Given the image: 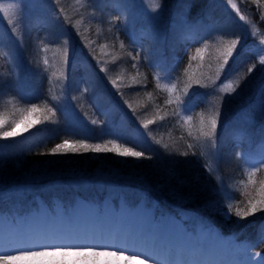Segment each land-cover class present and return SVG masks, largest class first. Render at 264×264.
<instances>
[{
  "label": "rangeland",
  "instance_id": "374dc122",
  "mask_svg": "<svg viewBox=\"0 0 264 264\" xmlns=\"http://www.w3.org/2000/svg\"><path fill=\"white\" fill-rule=\"evenodd\" d=\"M232 3L236 4V8H233L228 3V0H0V54L3 56L5 55L6 64L11 65V69H13V77L9 85L11 88H16L21 97L27 100H33L37 92L36 86L41 81L40 75H42L44 71L41 64L47 60L52 67V69L48 68L49 76L52 80L57 77V74H61L59 71L63 72V80L59 84V87H61L65 78L64 74L67 73L72 58L81 56V54L76 51L77 48H75V46L77 44L73 45L72 35L61 26L58 16L65 20L67 27L73 33L74 37L78 32L83 35L84 31H86L89 26L92 27L93 33L89 34V32L85 35L84 40L87 39L91 42L93 40L95 42V37L98 41L103 39V37L102 39L98 38L101 37L102 32L100 23L106 15L110 16L108 7H112L114 11L122 15L124 21L126 20V23L131 27L130 35L134 42H140L142 39L141 33L148 36V42L151 44L149 48L150 64L152 67L156 65L155 73L160 77L166 75L172 65H174V55L177 53L184 35H191L192 38L199 40L197 42L199 43L207 33L212 32L210 38L213 40H211V42L201 43L203 59L200 57L197 59L196 68H200V72L198 77L195 78L201 80L200 84H196V88L205 89L208 94H211L212 106L207 113L206 122L211 115L216 113L218 124L220 118L223 116L225 104L228 106L233 98L240 100L243 95L244 100H247L245 106L255 111L257 110L255 109L256 102L259 100L256 98L259 97L261 100H264V65L259 64V55L256 53L254 46L264 41V0H259V3H257L256 0H232ZM3 9H7V12L3 11ZM241 16L244 17L243 20L240 19ZM37 17L42 18V20L47 23V29L49 28L52 33L53 40L58 41L62 46L59 49H55L54 47H42L43 49H39L40 52L43 50L41 53V57L43 58L40 60L41 64L39 58H35L37 67L34 68L31 67L28 54L26 56L20 52V50L25 32L28 30V27L34 29L31 21ZM218 20L222 21L223 28L226 29L225 31H228L227 33H233L228 35L233 36L229 40L238 39L244 44L239 54H234L235 61L223 74H221L222 71L219 70V65L217 63V49L227 42L217 39L218 34L214 30L215 23ZM82 25L83 32L78 31L79 27ZM248 37L250 40L245 43ZM86 44L89 47L87 49L90 50L88 51L90 56L97 58L95 60L96 63L102 65L101 72H106V70L109 72L110 70L109 73H104V76H106L107 80L110 82L116 81L115 84L111 82L115 86L114 90L121 89V86L125 83L121 81V74H123L124 71L119 67V64H122V62L118 64V62H115V59L112 60V57H108L106 43H101L100 53H98L97 49H93L94 47H92L93 45L91 43L87 42ZM238 47H240L239 44ZM46 49H48L49 52L45 53L44 51ZM239 58H247V60H244L246 62L244 65L245 67L250 65L249 67H252L251 72L247 71L248 68L245 69L244 73L243 71L241 72L243 69L238 68L239 62H237ZM20 59L25 60L23 63L26 66L27 72H29L28 76H26L25 73L23 74L19 68L22 63L19 61ZM117 61L120 62L121 59ZM247 63H249V65H247ZM254 64L255 67H253ZM38 68L40 69L39 72ZM218 72L224 79H221L220 75L219 77L217 76ZM4 76L5 74H0L2 78L0 89L2 90L7 89V79L4 78ZM86 77H88V79L90 78L89 72L86 74ZM227 83H232L236 88V92L230 94L220 92V87ZM109 93V99L105 100L102 98L103 92L99 95V98L94 99L95 108L104 114L105 120L103 122H97L90 118L92 120L87 123L71 109V102L59 95H52L51 97L57 105L53 111L57 112L59 108L60 114H58V116L61 119L60 121L70 129L78 131L79 133L87 135H93V133H114L117 137L129 140V142L138 145V147H148L150 143L155 144L162 152L164 144L155 138V133L152 130L147 128H134L129 126L125 120H121L119 109L117 108V106L120 105L118 97L115 95V99H110L114 91L111 90ZM189 94L190 92H186L182 95L185 97L181 103L182 108L179 106L177 109H191L193 107L197 97L196 95ZM198 98H203V94H199ZM24 107L25 106L22 105L19 106L17 102L10 99H0V114L7 113L10 118L15 114H19L18 110ZM260 111L264 113V105L260 108ZM52 118L46 121L41 119L39 124H34L27 132H21L17 137L7 139L0 138V153H2L4 157L3 161L0 162V214H2L0 215V218L2 217L0 221H5L7 224L11 223L15 226V229H17L18 225L16 222L28 218L27 216H23L27 215L29 211L33 209V207L31 208V202L33 203L34 199L38 207H42V203L37 197H31V193L37 190L36 188L38 186H42V189L46 191V193L49 192L47 197H49L52 192L62 196L58 198L54 196L49 202L50 205L60 210L64 205L79 199L76 195L80 191L96 202H98L96 198H100L102 202H113L117 200L118 203H121V198L119 196L122 193H124L126 197H135L141 191L137 189L138 186H144L143 184L148 185L141 176L138 177L139 175L120 176L118 173H115V164L117 165L120 163V165L125 167L128 160H126L127 158L125 157H119L112 153L88 152V157L90 156V159H96L95 163L96 166H98L94 171L97 172V174L93 173V175L99 177L101 182H106L105 188L100 186V182H93L82 175L68 173V171H66L67 168L60 166V164L70 160L72 158L71 156H78L72 153L52 154L49 159H44L46 164H41L43 166L35 163L21 165L22 163H19L22 160L20 156L31 151L35 145L39 144V141L42 142L47 138L46 135L53 133L58 128L57 118L55 116ZM244 118L245 117H242V119ZM142 120L146 121L148 119L143 118ZM205 129L207 130L206 126L205 128L204 126L200 127L201 131ZM228 129L229 131H233V125H230ZM201 135V139L203 143H205L204 149L207 152L206 156L208 159L213 160L210 154L215 153L216 160H213L214 162H216L222 154H226L228 160H237V156H233L229 151L225 153L223 150L226 144L224 137H219V149H216L213 147L211 148V145L213 142L216 143V140L213 141L211 137H206L203 133H201ZM263 142L264 136L253 139L250 142V149L241 151L242 155L239 156L240 160L245 163L246 159L249 163H254L252 158H259L264 151H255L254 148L251 150V147L252 145ZM76 159L85 161L83 156H81L80 159ZM185 159H187L186 155L183 153L179 155L177 152L173 158L167 159V162L169 161V164L175 161H185ZM192 159V156L189 157L187 160L188 163H186L187 166H193ZM159 162H162V167H166L163 156ZM227 163L228 166H231L229 162ZM249 163L245 164L252 167ZM178 171L179 169H175L172 174H168L167 178L165 177L164 179L166 188L163 189V192L171 197L175 195V198H177L178 195L187 196L191 193L190 189H183L185 184L181 183L183 180L179 178L181 172ZM118 181H122L127 186L125 188L118 186L115 184ZM104 182H102L101 185H103ZM149 184L152 185L151 181ZM135 185H137V187ZM251 185L252 186L248 184L250 187L248 198L258 195L260 182L255 180ZM73 189H77L79 192H74L72 191ZM198 203L199 199L195 196L192 201L190 200V205L185 208L187 209V213L194 217L196 213H192L191 211L193 208V211H195V207ZM22 204H27L29 209L26 210L25 208L21 211L20 207ZM150 204L157 205L156 208H159V204L156 202ZM208 205L204 207V209L208 210ZM17 207L20 209L19 211L16 210ZM201 207H203V205H201ZM126 208L129 209L127 206ZM165 208L170 211L168 206ZM45 209H47V207ZM261 215H264V211L257 212L250 216L253 218L255 217V219L250 220L254 222L252 232L255 236L264 235V219L257 220V217ZM193 217L189 218V220H192ZM162 218L163 217H161V219ZM204 219L197 220L199 222H205L206 219ZM206 221L209 223L211 220L208 219ZM249 224L250 222L247 223V225ZM210 225L216 228L215 225ZM210 228L213 229V227ZM242 229H245L244 226ZM229 234L235 236L233 232ZM237 243L243 251L248 253L251 251L247 245L248 242L243 240ZM20 248H22L21 244L8 242L2 246L0 252L14 255L15 250ZM261 255L263 254H258L257 256L259 257ZM9 264H39V262L34 260H16L9 262Z\"/></svg>",
  "mask_w": 264,
  "mask_h": 264
},
{
  "label": "trees",
  "instance_id": "16d2710c",
  "mask_svg": "<svg viewBox=\"0 0 264 264\" xmlns=\"http://www.w3.org/2000/svg\"><path fill=\"white\" fill-rule=\"evenodd\" d=\"M108 8L110 16L106 15L100 23L102 32L101 37L98 38L102 39L103 37V39L98 41L95 37V42L93 40L92 42L87 39L84 40L85 35L89 32V34L93 33L92 27L89 26L88 29L84 31L83 35L78 32L74 37L73 33L67 27L65 20L58 16L61 26L72 35L73 45L77 44L75 46V48H77L76 51L81 54V56L72 58L68 66V71L64 74L65 78L61 87H59V84L63 80V72L59 71L61 74H57V77L52 80L48 71V68L52 69L51 64L49 62L47 64H41L40 60L43 58L41 57L43 50L40 52L39 49H43L42 47H54L55 49H59L62 45L58 41L53 40V35L49 28L47 29V23L43 21L42 18L37 17L33 19L31 24H33L34 29L28 27L23 37L20 52L26 56L28 54L31 67H37L35 58H39L40 64L43 67L44 73L42 72V75H40L41 81L36 86L37 95L33 97V100H27L21 97L16 88L10 87L9 83L13 77V69H11V65L6 64L5 55L3 56L0 54V72L2 71L1 73L5 74L4 78L7 79V89H0V99H10L17 102L19 106H25L24 108L36 104L42 109L47 106L55 110L57 105L51 97L52 95H59L68 99L72 104L71 109L87 123L92 119L97 122H103L105 120L104 114L95 108L94 99L99 98L102 92L104 94H102V98L105 100L109 99V92L113 90L114 93L111 95L110 99H115V95L118 97L120 105H118L117 108L119 109L121 120H125L129 126L138 129L144 128L145 122L151 120L153 123L149 124L147 129L152 130L155 133V138L163 142L164 149L161 152L155 144L150 142L148 147H138V145L128 140L117 137L114 133H93V135L79 133L78 131L70 129L60 121L61 119L58 116V114H60V109L58 108L57 112L53 111L52 114L57 118L58 128L53 133L46 135L47 138L42 142L39 141L40 143L35 145L31 151L20 156L22 160L19 163H22L21 165H29L31 163L40 165L46 164L44 159H49L52 156L49 150L56 144L62 143L65 139L70 143L78 139H84L88 143H105L108 140H115L117 143L133 147V150L143 151L145 153V157L140 159L127 157L126 160H128V162L125 167L119 163L117 165L115 164L116 168L114 169L115 173H118L120 176L139 175L138 177L141 176L148 184H143L144 186L138 187L135 185L138 190H141L140 193L138 192L139 194H137V197H135L136 200L139 198H147L149 202L155 201L163 207L168 206L170 209L173 208L172 210L180 216H186L188 213L185 208L190 205V200L192 201L195 196H197L199 199L198 204L200 205L197 204L195 211H193L194 208L191 211L192 213L195 212L197 217L201 219L205 218L206 220L210 219L211 222H214L222 231L225 233L228 232L227 234L233 232L243 237H250V235L247 234V229H242V227H245V225L251 222L250 220L255 219V217L249 216L246 219H240L235 215V208H243L247 205V201L250 199L248 198V191L250 188L248 184L252 186L251 183H249L248 173L256 171V168L250 167L240 160L239 156L242 155L241 150L250 149L249 146L251 144L246 143L239 137L246 134H248V136H264V113L260 111V108L264 105V100L256 105L255 109L257 110L247 111L248 119L250 121H258V126L260 128L257 130L250 129L249 123L241 125L237 130L238 134L241 132L242 135H237V137L234 138L235 143L230 142L225 149L223 148L225 153L230 151L233 156H237V160H228L226 154L219 156V159H217L218 163L217 161L214 162L208 159L206 156L207 152L204 149L205 143H203L201 139V133L206 131V129L203 131L200 130V127H202L200 121L201 118L205 121L207 119V113L212 106L211 94H208L205 89L196 88L197 85L194 82H192L187 89L185 85L189 82L190 76L193 81L198 77L200 68H196L198 59L197 50H201L202 42H211V40H213L210 38L212 32L207 33L206 37L199 43L185 41V37H183L177 53L174 52V65H172L166 75L160 77L155 73L156 65L152 67L150 64L149 48L151 44L148 42V36L141 33L142 39L140 42H134L130 35L131 27L126 23L127 21H124L122 15L114 11L112 7ZM215 24L214 31L218 34L217 39H221L224 42L230 41L229 39L233 36L228 35L233 33H227L228 31H225L226 29L223 28L221 20H218ZM78 31L83 32V25L79 27ZM248 40H250L249 37L245 41ZM87 42L91 43L93 45L91 46L94 47L93 49H97L98 53H100L101 43H106L108 57H112V60L115 59V62H118V64L122 62V64H119L120 66L118 65L124 71V73L121 74V81L125 83L121 86V89H117L118 91L114 90L115 86L111 83L112 81L110 82L107 80V77L104 76V73H109L110 70L109 72L107 70L106 72H101L102 65L96 63L95 60L97 58L90 56L88 52L90 50L87 49L89 48L86 44ZM238 49H240V47H238ZM44 52L47 53L49 51L46 49ZM194 56H197V58L193 59ZM120 59V62L117 61ZM231 60L232 59H230V63L226 66L225 70L231 65ZM19 61L22 62L19 67L20 70L23 74L25 73V75L28 76L29 72H27L26 66L23 63L25 60L20 59ZM249 63H247V65H249ZM249 66L245 67V65H241L239 69H243L241 72L243 71L244 73L245 69L249 68ZM39 71L40 69L38 68V72ZM88 72L90 73L89 79L86 77ZM221 74H223V70ZM221 74L219 75L221 76ZM1 84L2 78L0 77V85ZM173 85H175V88H173ZM186 92H190L189 95H196L197 100L191 109H177L179 106L181 107V103L185 98L182 95ZM199 94H203V98H198ZM169 100H171L172 103H168ZM246 101L243 95L240 100L233 98L228 106L225 104L224 113L217 124L216 133L211 137L213 141L216 140V143L213 142L211 148L219 149L218 139L222 135L223 127L231 121L233 118L232 116H235L240 108L245 107ZM129 105H131V107H129ZM52 115H50L49 118H52ZM15 116L18 118L19 114H15ZM188 117H191V120H189ZM34 118L35 114H33L29 120ZM143 118H147L148 120L143 121ZM189 145H192V147L190 148ZM253 148L255 151H264V142L252 145L251 150H253ZM177 152L179 155L182 153L186 155L187 159H185V161H175L174 163L168 164L169 161L167 162V159L173 158ZM72 154L78 156L69 157L71 159L60 164V166L67 168L66 171H68V173L82 175L93 182H100L101 184L104 182H101L99 177L93 175V173L97 174V172H94L98 168L95 163L96 159H90L88 153ZM81 156L84 157L85 161L76 159H80ZM162 156L165 159V168L161 166L162 162H159ZM191 156L193 157V166H187V160ZM147 157L151 158L149 159ZM227 162H229L231 166H228ZM175 169H179L178 172H181L179 178L183 180L181 183L185 184L183 189H190V195H178V197L175 198V195L171 197L163 192V189L166 188L164 185L165 177L167 178V175L172 174ZM262 177H264V165H260L259 171L256 172L255 177L252 179L260 182L264 179ZM150 181L152 185L149 184ZM101 184L100 186L105 188L106 182H104L103 185ZM115 184L123 187L127 186L122 181H118ZM42 188V186H38L36 188L37 190L31 193V197L37 195L44 202L52 196L62 197L54 192L47 197L49 192L46 193ZM72 191L79 192L77 189H73ZM79 193H81V191ZM33 203L31 202V205H33ZM201 205H203V207H201ZM207 205L209 208L208 210L204 209ZM228 205H232L231 218L225 214V209ZM23 206L27 208L28 205L25 204ZM16 210L19 211L20 209L17 207ZM257 218H264V215ZM259 246L260 249L264 251V243L259 242Z\"/></svg>",
  "mask_w": 264,
  "mask_h": 264
},
{
  "label": "bare ground",
  "instance_id": "6f19581e",
  "mask_svg": "<svg viewBox=\"0 0 264 264\" xmlns=\"http://www.w3.org/2000/svg\"><path fill=\"white\" fill-rule=\"evenodd\" d=\"M23 205L21 210L26 208ZM106 205L109 207L107 201ZM106 205L103 202L96 208H90L78 200L74 203L72 219L66 221L55 214L52 218L45 217L34 209L32 212L37 211V214L16 222L17 229L11 223L0 221V248L8 242L19 243L22 248L40 244L115 246L123 249L125 257L143 252L162 264H243L248 259L249 254H245L237 244L227 245L220 240L218 244L209 242L219 236L216 229L200 225L196 232L201 244H195V235L185 232L180 225L183 223L174 215L169 214L161 221L153 217L150 222L147 221V213L139 207L111 209ZM254 258L258 259L257 254ZM99 259L108 264H141V261L143 264H156L142 256L137 260Z\"/></svg>",
  "mask_w": 264,
  "mask_h": 264
},
{
  "label": "snow or ice",
  "instance_id": "6c2138e0",
  "mask_svg": "<svg viewBox=\"0 0 264 264\" xmlns=\"http://www.w3.org/2000/svg\"><path fill=\"white\" fill-rule=\"evenodd\" d=\"M259 3V0H256ZM228 3L236 8V4L232 3V0H228ZM7 12V9H3ZM241 20L244 19L243 16L240 17ZM238 44L240 49L244 47V44L238 39H231L227 43L223 44L217 49V63L219 65V70H224L226 66L229 65L230 59H234V53L239 54L240 49H238ZM256 53L259 55V64L264 65V41H261L259 44H255ZM67 56V53H66ZM197 56L203 59L202 50H197ZM197 56H194L193 59H196ZM45 64L48 63L47 60L44 61ZM255 67V64L253 65ZM248 72L252 71V67L247 69ZM219 72L217 76L219 77ZM194 82L200 84V79L192 80V77H189V82L185 85V88L190 86ZM113 84L116 81H112ZM175 88V85H173ZM220 92L223 93H234L236 88L232 83L224 84L220 87ZM168 103H172L171 100ZM131 107V105H129ZM19 116L16 118L13 115L11 118L9 114L3 113L0 114V138H13L21 134V132H27L34 124H39L41 119L48 120L49 116L53 114L52 108L45 106L43 109L36 105L32 104L30 107L25 109L18 110ZM35 114V118L29 120L30 117ZM191 120V117H188ZM153 123L151 120L147 121L144 124V128H147L149 124ZM202 126H206L207 130L203 132V135L206 137H212L217 130V114L214 113L211 115L207 122L201 118L200 121ZM23 126V127H22ZM191 148L192 145H189ZM49 152L51 154H65V153H112L119 157H132L136 159L144 158L145 153L143 151L133 150V147L125 146L124 144L117 143L115 140H108L105 143H88L84 139H78L73 142H69L65 139L62 143L56 144L52 147ZM210 157L215 161V153H211ZM151 158V157H147ZM4 159L3 154L0 153V162ZM254 163H249L245 159V163H249L253 168H256V165H264V152L261 153L259 158H252ZM218 163V161H217ZM259 171V168H256V171H251L249 175V183H254L252 179L255 177L256 172ZM232 205H228L225 209V214L231 218ZM264 211V180L260 181V188L258 190V195L248 199L247 205L243 208L236 207L235 215L240 219H246L249 216L254 215L257 212ZM254 243H250V248L255 247ZM256 254L249 251L248 259L243 262V264H264V255L259 256L258 259H255ZM143 257L144 260H153L156 264H162L161 261L156 260L153 257L148 256L147 254L140 252L131 256H124V251L120 247L115 246H97V245H51V246H35L20 248L15 250V254H6L0 252V264H9L11 261L16 260H34L38 261L39 264H108L107 261H102L100 257H118L125 259L137 260L140 257ZM143 264V261H141Z\"/></svg>",
  "mask_w": 264,
  "mask_h": 264
}]
</instances>
